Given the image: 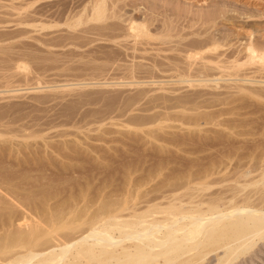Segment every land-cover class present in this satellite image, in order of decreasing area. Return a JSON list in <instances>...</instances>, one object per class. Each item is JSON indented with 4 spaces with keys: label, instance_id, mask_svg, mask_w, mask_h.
Returning a JSON list of instances; mask_svg holds the SVG:
<instances>
[{
    "label": "bare ground",
    "instance_id": "1",
    "mask_svg": "<svg viewBox=\"0 0 264 264\" xmlns=\"http://www.w3.org/2000/svg\"><path fill=\"white\" fill-rule=\"evenodd\" d=\"M5 1L8 2L9 4H6L5 5V4L2 3V2H5ZM41 1H43V0H0V27H2L1 25H7V24H13L14 25L13 27H19L18 30L16 28L13 31V33H11V34H13V36H10V37H15V38H16V36L18 38L19 37H25L26 38L28 33L29 34L30 33L31 34L34 33V34H37V35L38 34L39 35L41 34V36L43 37V36H47L49 33H54L57 30L59 31V30H61L60 28L64 27L65 31L64 30L63 31L66 32L67 35L64 36V34H63L62 35L63 38H61L62 36L59 38V40L57 39V37H56L55 40H53V38L52 39L51 38H48V39H45L44 42H42V43L45 44L44 46H46L47 44H49L50 46H53L54 44L58 43L59 45H62V47H63V45H66L65 47H67L68 46L67 45L68 43H71L72 45L74 43V45L76 44V46L78 45L79 47L85 45V47H86V45H87L86 43H88V45H89V42L90 43H92V42H91V39L90 40L87 39V41H86V38H89V36L85 37L84 35L85 34L86 35L87 34H90V36H91L95 31H97V33L95 32L94 34L100 35V37H97V39L104 40V38H105V41L106 42L108 40H109L108 42H111V40H113L114 44L116 45L114 39H117V35H119L118 36V38H119L122 35V33H123V31L121 30L122 28L119 29L120 27L118 26L117 23L115 24L114 22H111V21L109 22L108 20H110V19L113 20V18H115V15L114 14L117 13L115 11L116 10L119 11V9L122 10L123 7L125 5H127L126 2L128 0H126V1L125 0H78V1L76 0L75 2H71V0H70L69 3L66 2L67 5L65 6V8L63 6V9L60 10L59 12H57V11L51 12V13L49 12L47 15H45L46 12L41 11L42 9L41 10L40 9H38V10L36 9V8H40L39 6H37V5H36V7L34 6L35 3H38V2H41ZM48 1L51 2V3L53 1L54 4L56 2L54 0H48ZM158 1L164 2L163 4H160V3L158 4L157 3V5H154V7H153L154 10H157L156 13L158 15H160L162 18H164V20L162 21L163 22L162 23L163 24L162 25V28L163 29L160 30V31H162V35H165V36H163L162 40L165 37H169V36H172L173 37L174 35L175 36L176 35L177 36L179 35L178 37H180L183 28H182V26H179L178 25L179 24V20H182V19L184 20V18L187 17L186 15L188 13L185 14V15H183L184 13H182V15H181V13H177V14H174L173 13V14H171L172 13L171 12L170 13L171 15H169V8H166L165 7V6H168L166 4H168L169 1H168V3L166 1H164V0H158ZM246 1H249V0H246ZM204 2H205V0H204ZM212 5H213V3H212ZM214 5L211 6V3H210V5H207V8H210V7H212V8L206 9L207 10L205 12V13H207L206 15H203L202 11H200L202 13V16L203 17H201L199 15L200 12L199 13L197 12V13L193 14L194 12L192 11V14L193 15H196V16L191 15V12H189L190 13L189 15L192 16L191 20L192 19L193 20H192L191 23H190L191 20L189 21L187 27L188 28H191V29L192 28L195 29L193 31L191 30L192 32H191V34L190 33L189 34L190 35L195 34L196 36H200V37L202 36V37L199 38V39H192L188 43L186 42V44H184V45L182 44L183 45V49L182 48H179V49L176 48L177 51L181 49V52H183L182 54H184L183 55V58H182V60H184V62H183L184 63V68H182V70H181L182 73L187 74V75H191V76L198 77L197 80H195V79L194 80H192V79H189V80L188 79L187 80H180L182 82L187 83V87H200V88H202L203 86H205V87H208L209 86L213 90H215V89H221V87H220V85L218 83V81L221 78L220 77L219 78L218 77L217 78L212 77L213 75L209 74L212 70H220L221 72L223 71L222 73H227V76L231 75V76H234V78L236 77V75L238 76V74L236 72H239V73L241 72L242 73V71H236V70H240L241 67H242L241 70L242 69L245 70L246 68H244V66H246V67L247 66H250V68L248 67L249 69H246L247 71L253 70L251 68V66L254 68V70H255V68H257V71L259 69H261L260 71L262 72V68L264 70V47L261 46V45H259V43L257 44V43H254L253 41L251 42V40H250V42L247 40L248 41L247 43L246 42L245 43H241V44L239 43L241 45V48L240 49H236V47H234V50H232L231 49L232 47H231L230 49L232 51L231 52L229 51L230 53H227V49H229V48L226 49L225 47H223L225 44H223L221 46V43H223V41L220 40L221 41L220 42L216 38V36H214L215 34H213V33L215 32L216 26L218 25V23L219 22L221 23V21H224L222 19L224 17V14H223L224 12L222 10L219 11L222 6L219 7L218 4H217L218 6H215V7H217V10L219 12L216 10V8L213 9ZM251 5H253V4H251ZM208 6H210V7H208ZM33 7H35V10H32L31 11L30 9H34ZM76 8H79V9L76 10ZM223 8H224V6H223ZM225 8H224V10H225ZM228 9L231 10L232 8L231 9L228 8ZM228 9H226V11ZM137 10H138L137 7H135L134 8V11H137ZM154 10H152V11H154ZM185 10L187 11V9H185ZM185 10H183V11L185 12ZM236 11L238 12L239 10H236ZM125 12H127V11H125ZM137 12H140V10L137 11ZM154 12H153V14H154ZM228 13H230V12H228ZM117 14H116V16H119ZM141 14L143 15L145 13L142 12ZM251 14H253V13H251ZM145 15H144L143 19L145 18L144 20L147 21V23H144L145 21L143 23L141 21H137V20H140L141 19V16H139V15L138 16L136 14L130 15V16L128 15L129 17L127 18L128 24L126 23L127 24L126 31L123 29L124 32H125V34L123 33L124 34V37L125 36H128L127 38H130L131 37L132 39H134L133 41H135L136 39H139V41L140 40L142 41V39H146V38H148V40H150V38L152 36H154V35H152L150 37L151 34L150 33H149L150 35L148 34V27L150 25H152L153 22L156 21L155 20L156 16L154 18H152V17H149L150 15H148V14H147L148 16H145ZM247 15H249V14H246V16ZM262 16H264V15H262ZM38 17L39 18H41V17L42 18L49 17L51 20L49 22H47V23L46 22L43 23V20L39 19ZM257 18H258V15H257ZM115 19L118 20L119 18H115ZM188 19L189 18L187 17V21H188ZM226 21L227 20L225 19V23H226ZM138 22H141V23H138ZM228 22H227V24H228ZM195 26H197V27L195 28ZM27 28H29V29L31 28L32 30L31 29L30 30H26ZM120 30L122 31V32H120L121 34H119L117 32V31H120ZM252 30H254V28ZM252 30H250V31H252ZM258 30L260 31V29H258ZM103 32H105V33H103ZM254 32H255V30H254ZM79 33H81V35ZM172 33H174V34H172ZM6 34H8V33H6ZM29 34H28V36H29ZM94 34H93V36H95ZM3 35H5V34L3 33ZM183 36H184V34L182 35L181 41L182 40L184 41V39L186 40V37L184 38ZM42 37H41V39H42ZM101 37H103V39ZM124 37L122 35V37H120V38L121 39L122 38L124 39ZM29 38H34V37H30L29 36ZM38 38H40V37H38ZM6 39H7V37H6ZM11 39H13V38H11ZM19 39L21 41V38H19ZM34 39H36V38H34ZM41 39L38 42H40ZM125 39H126V37H125ZM166 39H168V38H166ZM221 39H224L225 42L228 40V38H227V40H225L226 39L225 37H223ZM17 41H19V40H17ZM53 41H55V42L53 43ZM63 41H64V44H61ZM66 41L68 42L67 44H65ZM116 41L118 42L119 39H117ZM139 41H135L134 43H136V42L138 43ZM141 41L139 43H141L142 45L143 44L146 45L149 42V41H147V43H145V42L143 43V41L142 42ZM166 42H168V41H166ZM228 42H230V41H227V43ZM118 44H121V43H118ZM179 44H181V43H179ZM140 45H138V46H140ZM145 45H143V47ZM123 46H121V47L123 48ZM130 46H132V45H130ZM181 46H178V47H181ZM227 46H228V44H227ZM53 47H55V46H53ZM68 47H70V46H68ZM72 47H74V46H72ZM137 47L136 48L134 47V49L133 50L131 49V51H134V53L135 52L137 53L139 51H143V52L147 51V48H145V49L143 48L142 49V48H137ZM221 47H223V48L226 49V53L227 54L224 53L225 52L224 50H223L224 52H221L220 53L219 49H221ZM81 48H84V47H81ZM124 49H126V48H124ZM159 49H161V48H159ZM154 51H156V48H155ZM161 51H163V50H161ZM218 51H219V53H218ZM125 52H127V51H125ZM142 53H140L141 56L139 55V57H142V55H145L146 54V53H144V54H142ZM100 54H102L101 51H100ZM128 57H129V53H128ZM253 65L254 66L256 65V66L254 67ZM133 66H135V65H133ZM153 66H155V64ZM258 66L261 67V68H258ZM155 67H153L154 68L153 70H156L157 69V67L156 68ZM16 68H17V70H19V69L21 70L22 68H24V66L22 64L20 65V64L17 63L16 64ZM135 68L137 69V67H134V68L132 67L131 69H135ZM128 70H129L128 72L132 73L129 68H128ZM151 70H152V67H151ZM220 71H218L217 73H219ZM212 72H214V71H212ZM244 73H246V72H243L242 74H244ZM262 73H264V72H262ZM262 73L261 74L260 73H258V74L256 73V74L257 75H259V74L260 75H263ZM240 74H239V78L241 76ZM250 74H251V71H250ZM254 74H255V72H254ZM245 75H243V76H245ZM247 75H249V73ZM251 76L252 75H250L249 77L252 80ZM260 77L262 78V76H260ZM236 78H238V77H236ZM239 78L234 80V79H232L230 77L229 80H231V81H241L242 80L243 82L250 81V79H247V78L246 79H243L245 77H243V78L241 77L242 79L241 78L239 79ZM262 79H263V81L262 80L261 81H262V83H264V78H262ZM227 80L228 79H226V81ZM210 83H212L211 84L212 86L210 85ZM249 83H251V81ZM230 86H228V87H230ZM239 86H241V85L239 84L238 85V88H234L235 85L233 87L232 86L231 87L234 88V89L239 90L243 85L241 87H239ZM248 86H250V85H248ZM248 86H246V88ZM230 88H228V89H230ZM232 88H231V90H233ZM228 89H227L226 92H228L229 94L232 95L233 93H230L228 91ZM254 89H251V90H253V91H257L258 90V89H255V90ZM195 92H197V91H195ZM224 92H222L221 94L222 95L225 94ZM244 92L243 93L240 92V93L241 94H245ZM201 93H200V95L197 93V95H199V96L196 95V97L199 98L198 100L201 99V96H202ZM246 93H248V92H246ZM205 94L206 93H204L202 97H204L206 95H210L211 97L209 96V98H206V99L204 98V101H203V98H202L203 103L206 104V105H208V104L211 105L212 104V107L213 108H214V105L215 104H218L216 106V108H217L222 103L224 105H230L231 102H233V101L236 102L235 100H239V99H235L234 100L233 97L232 98H229L228 97L229 99H231L230 100L231 102L229 101V103L227 104V101L229 99L227 100V96L222 97V95H221V97H220L219 92H218L219 95L217 93H216V95H212V94H206L205 95ZM227 94H225V95H227ZM235 94L238 95L237 93H235ZM252 94L257 95L258 93H256V94L255 93H252ZM249 95H250V92L248 93V96ZM163 98H160V99H163ZM194 98H192V95L191 96H188V95L184 96L183 95V96H178L177 98L175 97V98H172V99H170L169 97H167V98H165V99L162 100V101H164V104H167V106L166 105H163V107L165 108V111H166V109H169V110L174 109V110H179V113H182V112H185V111L187 112V110L189 112V110L191 109V107H188L187 106L188 103L190 102V104H192V105H193V103H195V104L197 103V101L196 102L193 101V100H195ZM234 98H236V97H234ZM138 99H141V98L139 97ZM261 99H263V97ZM241 102H243V101H241ZM200 103H202V102H200ZM255 103H258V102H255ZM162 104H163V102H162ZM232 104H231V109L229 108L231 110L230 113L229 112L228 113L227 112H224V111H227V108L230 107V106H226L225 107L226 109H224L222 112H224L225 114L226 113L227 114H231L232 112L235 113V111H237L238 109L239 110L242 109L241 107L243 105L241 107H239L240 104L238 103L239 106L236 104L237 107L233 108L235 105L233 104L234 105L233 106ZM192 105H190V106H192ZM194 105H193V109H191L193 111H194L195 107L198 106V105H196L194 107ZM201 105L203 106V104H201ZM210 105H209V107H210ZM248 105L247 106L244 105V106L248 107ZM199 106H200V104H199ZM244 106H243V108H244ZM256 106H257V104H256ZM203 107L206 110V107L205 106H203ZM203 107L200 106L199 108L201 109ZM209 107H207V108H209ZM220 107H221V105H220ZM164 108H162V109L164 110ZM236 108H237V110H235ZM250 108H252V107H250ZM197 109H198V107H197ZM200 109H198L196 111V113L192 111V113L190 112V114L189 113L188 114L189 115H192L193 113H195V114L198 115L199 112H203L204 113V111H202V109L201 110ZM152 110H153V107H152ZM174 110H172V111H174ZM214 110H215L214 112H217L216 109H214ZM221 110L222 109H220V111ZM177 112L176 111L173 112L174 115H177L175 118H174V115L172 116L170 114L172 116L171 117L169 114L167 115L165 112L163 113L164 115L161 114V113H159L162 116H160L159 114H157L158 112L157 113L155 112L156 114L155 115L153 114V117L155 116L153 119L152 118L149 119V117L146 115V116H144L145 118L147 117V119H145V120H144L143 117H142L143 119H141V117H140L139 118L140 119L139 121H137L138 119L137 120H134L133 119L134 121L133 120L131 121L130 118H129L130 120L128 119L127 121H128V123H129V121H131V123L133 125H135V127H136V125H138L137 127L140 128V129H141L142 126H145V128H146L147 127L146 125L150 124V122H152V121H154L152 123L153 125H155V122L158 121V123L156 122V124L158 126V130L159 131L160 130H163V128H165V130L167 128L172 129V130H173V128H174V130L177 128V130H178V127H179V130H182V131H184V129H186L185 130L186 132L185 131L184 132L187 133V134L182 133L180 135L181 132L180 133L178 132L179 133V136L178 135L175 136L177 134L176 132H175L176 133L175 135H174V133H171L170 132L171 134L174 135V137H172V135L170 134V136L172 138L170 137V139L167 140V142H168L167 144L170 147L174 146V148L176 149L175 150V152H176L177 149H180L182 147L185 149V147L183 145H184V141H186L187 137H189L191 135H194L195 134L194 132H196V134L198 136L197 131H199V133H200V131L202 129L198 128V130L196 131V129H197L196 127H195L196 129L193 128V127H190L191 129H193V130H191V131H193V134H192V133H190L189 126H192L194 121H195L194 124L200 122V120L202 119V117L205 119V116H206V115L203 116L204 114L202 115L201 113H199L200 115H198V116H199V118L200 117L201 118L198 119L199 121L197 120L198 122H196V119L194 120L192 118L193 116H190L191 119H193L192 121H190L189 120L190 117L187 118V116H183L184 115L183 113H182L183 115L181 114V115L178 116ZM219 112L217 114H219ZM251 112H253V111H251ZM255 112H257V111H255ZM211 113H213V111ZM234 113H232V114H234ZM185 114H187V113H185ZM207 114L210 115L208 112H207ZM213 114H211V115L213 116ZM239 114L241 115V112ZM239 114L237 115V113H236L235 115L239 116ZM156 115H159V116H156ZM221 115L219 114L218 118H217V116L214 115L213 116V119L215 118L216 120H218ZM212 116H210V117H212ZM252 116H255L254 113H253ZM150 117H152V115H150ZM206 117H209V116H206ZM226 117H222V118H224V119L227 120L228 119V116H226ZM222 118H221V121H222ZM247 118L248 117H246V119ZM204 119H202V120L204 121V123H206L205 125L212 124L213 126H215V124H216L215 127H217V129H218V125L217 124H219V123H215L213 121L214 122V124H213V122L211 121L212 118L211 119L208 118L210 120L207 121V122H205ZM208 119L206 118V120H208ZM224 119H223V122H222V124H224V127H222L221 125H219V126L222 129L225 128V127L226 128L227 127L230 128V126H232L233 123L230 121L231 122V124H230V122H227ZM248 120H249V118H248ZM165 121H166V123L174 122V126L173 125H170V124L169 125L168 124H165ZM203 121H201V122H203ZM221 121H217V122H221ZM239 121L240 120H238V122L236 121L237 122V125H239L241 123V122L239 123ZM241 121L242 122L243 121L245 122L246 120H241ZM176 122L178 124L177 127L175 126L176 125L175 124ZM208 122H212V123H209L208 124ZM224 122H227V124L224 123ZM204 123H202V124H204ZM228 123L230 124V126H229ZM246 123H244V124H246ZM249 123H248V125H249ZM257 123H258V121H257ZM161 124H163L164 126L163 125L161 126ZM198 124H196V125L199 126ZM126 125H128V124H126ZM243 125H242V127H243ZM250 125H253V124H250ZM148 126H150V125H148ZM183 126H185V128ZM193 126H195V125H193ZM201 126H199V127H201ZM209 126H211V125H209ZM213 126H211V127H213ZM247 126L244 125V127H246V128H247ZM130 127L132 128V126H130ZM202 127L204 128V125ZM211 127H210V129H211ZM232 127H234V129L232 128V130H235V128L237 126L235 127V125H234ZM240 127H241V125H240ZM138 128H136V129H138ZM151 128H153V127L150 126V129ZM194 129H195V131H194ZM204 129H207V128H204ZM12 130H10V131H8V130L6 131L5 130V132H7V135H9L8 133H10ZM146 130H147V128H146ZM152 130H149V128H148V130L145 131V134L147 136H150L148 138H152L153 141H156L157 143H159L158 145L157 144L156 145L158 147L160 146V151L157 152V150H159V149L156 148L157 149L156 150L157 153L155 152V155H154V153H149V152H148L149 154L148 153L147 154L143 153V155L142 154L140 155L143 158L145 157L144 159H147L148 157H149V159H147V160H144L143 159L142 160L141 158L139 159L137 157V158H135V160L136 159H139V160H142V161L136 160V163L134 161L132 163L129 160V162L133 164V167H130V165H129L130 163L126 162V164L128 163V165H129L127 167L125 165V161H123V162L121 161L119 164L118 163H115V164H118V166L117 165L115 166V164H111L113 161L116 160L115 158H117V157H121V159H122V157H124L126 159L128 156L130 157L132 153H134V154L136 153L134 151L133 152L130 151L132 153L130 155H128L129 154V151H128V154H126L127 152L126 153L125 152H122L119 156L117 155V157H115L116 155L114 156L112 154V158L115 157L114 158L115 160H113V161L111 160V158H110L111 155H110L108 157V160L110 158V160H111L110 161L111 162L110 164L111 165L110 164L107 165V163H105L106 165L102 164V167H100V164L101 163H99V165L97 164L94 167L93 166H89V168L90 169H93V170L99 169L97 171L99 172V174L101 173V175H102V173H104V174L107 173L111 168L114 170V171L113 170L112 171L115 172V169H118V171H120L119 169H121L124 166H126V167H124L125 170H123V173L125 172L126 175L124 174L125 176H122V179H121V180H123V179L125 180L128 177L127 174L130 176V173L131 172H133L134 174H137V175H140L138 173L141 172V171L142 172H144V171H148L149 172V170H144L143 171V170H141V168L139 169V167H142V169H144L143 167H146L145 164L146 165L148 164L147 167H149V166L151 167L153 165H154L153 167H155V165H156L157 166L156 168H152L151 167L152 169H151L150 172H152V173H150V172L148 173L147 172L149 174V176H148V174L146 172H144V173H146L145 175L148 176L147 179L149 181L152 178L150 176V174H154V173L159 172V169H161L160 170L161 172L166 169V170H168V172H171V174H173V175L175 174L176 177H177V175L179 174V172L183 168H187V169H183V170H189V171H191L190 170L191 169V165L190 164L194 165V163L196 162V160H194V157L195 156L197 157V155H196L197 153L194 156V154L193 155L191 154L192 151L189 152L190 153L189 156H192V157H190V159L193 158L192 160H189V161H192V162H193V160L195 161L193 163L192 162L190 163L188 161L189 156L186 157L187 154H189V153H186L185 154L186 156H183V154L185 152H188L189 150H186V151L183 150L184 151L183 152L182 149H180L179 151H180L181 154L178 153L179 155H177V152L178 151L176 153L174 152V154H173L172 152L174 150H172L170 152L169 149H168L169 147L166 148V146L164 145V141L166 140L165 137H163L164 139L161 137L164 141H162L161 138H160V141L161 142L158 141V138L157 137H160V135H158L157 133H155V131H154L155 129L153 131L158 136L154 135ZM255 130H257V129H255ZM15 131H14V133H15ZM19 131H21V130L19 129ZM29 131H30L29 132L30 134H28L26 136L29 139H32L34 137H39L41 135L40 133L38 134L35 131H33V132H31V130H29ZM142 131H144V130H142ZM142 131L140 130V132H142ZM219 131H222V130H219ZM188 132L190 133L189 136H188ZM206 132H207L206 130H205V132L203 131L202 132L203 135ZM210 132H212V131H210ZM216 132L214 131L213 134L216 133ZM241 132H242V130H241ZM16 133L18 134L17 131H16ZM142 133H144V132H142ZM161 133L162 132H160V134ZM224 133H227V130ZM232 133H234V132H232ZM20 134H21V132H20ZM217 134H215V136ZM220 134H222V137H221V135H218V137L216 136L217 139H215V140H218V141L223 140V132H221ZM236 134L238 135V133H235V135ZM0 135H2V134H0ZM24 135H26V134L24 133L23 134V137H25ZM185 135H187L186 139H184L185 138L184 137ZM205 135H207V134H205ZM228 135H231V133L228 134ZM228 135H227L228 140L224 137V141L226 142V144H227V141L229 142V139L231 137V136L229 137ZM239 135H241V134H239ZM147 136H146V138H147ZM209 136H211V133H209ZM209 136H207V138L205 139L206 142H207V139H208ZM232 137H233V140H237V139L234 138V136H232ZM156 138H157V140H156ZM166 138H168V137H166ZM189 138L192 141V137H189ZM195 138L197 139V137L194 136L193 137V141H196ZM201 138L204 139L205 136H203ZM213 138H215V137H213ZM213 138L212 139L210 138L212 140V144L215 143V145L217 147V144L218 143L216 144L217 141L216 142L213 141ZM218 138H220L221 140H219ZM133 139H134V137H133ZM0 140H2V139H0ZM200 140L201 139H197L198 143L199 142L202 143V141H204V140H202V141H200ZM233 140L232 141L230 140V141L233 143ZM241 140H243V139H241ZM252 140H251V142H252ZM8 141H9V139H8ZM127 141H129V140H127ZM191 141H189V142H191ZM162 142H163V146H161L162 145ZM210 142L211 141H209V143ZM225 142H224V144H225ZM231 142H230L229 145H232ZM262 142H264V141H262ZM262 142L261 143L259 142L260 143L259 144L260 146L258 145V143H256V145H258L259 147H264V143H263V146H261L262 145ZM18 143L20 144V142H18ZM148 143H151L152 144V141H150ZM192 143H188V144L190 145ZM255 143H253L252 145L256 146ZM11 144H13V143L11 142ZM24 144L26 145V143H24ZM165 144H166V142H165ZM186 144L187 143H185V145ZM204 144H206V143H204ZM204 144H203V146H204L203 148H202V146H199L198 145L200 148L198 146H196V148L193 147V149H190V150H193L194 151V148H195V150L197 148H199V150L200 149H204L205 146H207V145H204ZM224 144L222 143L223 146H224ZM48 145H46V146H48ZM195 145H196V143L194 142V146ZM227 145H226V147H229ZM42 146H44V145H42ZM232 146H234L233 149L236 151L237 150V148L235 147L236 146V143L233 144ZM239 146H240V144H239ZM242 146L239 148V150L241 148H245L244 147L245 144H242ZM1 147H3V146L1 145ZM213 147L214 146H212L210 144V147L209 148L207 147V148L208 149H212ZM97 148H99V147H97ZM220 148L222 149L221 145H220ZM247 148H248V150L250 149L246 145V148L245 149H247ZM256 148H257V146H256ZM10 149H11V146H10ZM55 149H57V148H55ZM92 149H93V147H92ZM149 149H150V147H149ZM186 149H189V147L186 148ZM214 149H217V148H214ZM221 149L219 150L220 152L218 151V149L217 150H213V151H214V153H215V151H217V153H220L221 154V152L223 153L225 151V150L224 151H221ZM245 149H243L241 151H244V152L245 151H248V150H245ZM251 149H252V147H251ZM251 149L249 150V152H251ZM260 149H262V148H260ZM33 150H35V149H33ZM62 150H64V149L62 148L61 151ZM227 150H229V152L226 151V153H229L228 154V156H229L231 154L230 153V151H231L230 150V147ZM239 150H237L236 153L237 152L239 153L240 152ZM255 150H252V153H254ZM14 151L16 152V150H14ZM52 151H54V150H52ZM58 151H59V149H58ZM80 151H81V149H80ZM94 151L95 150H93L92 152H94ZM97 151H96V153L99 154ZM208 151L210 152V150H208ZM213 151L210 152V153H212L210 155H213ZM261 151H263L262 153H264V150H261ZM194 152H197V151H194ZM201 152H205V150H203V151L201 150L200 153ZM206 152H207V150H206ZM209 152H207V154ZM47 153H49V152H47ZM52 153H54V155H55V152H52ZM105 153L108 156V154H107L108 152L105 151ZM238 153L236 154V157H237ZM252 153H248V154L249 155L250 154L252 155ZM31 154H33L35 156V153H31ZM38 154H39V152H38ZM65 154H67V153H65ZM78 154H79V152H78ZM87 154H88V152H87ZM89 154H91V152ZM243 154L240 156V158L242 156L246 155V154H244V155ZM6 155H8V154H6ZM95 155L96 154H94V156ZM135 155H134V157H135ZM158 155L160 157L159 160H158V158H156V157H158ZM201 155H202V157L205 156V155L203 156V153H201L200 155H198V157L201 156ZM215 155H217V154H215ZM231 155H232V158H231V156H229L230 158H227L226 157V162H227V159H228V162L227 163H231L232 162V161H229L230 159L233 160L234 162L236 161V157H235V155H234L233 152H232ZM233 155L235 157L234 158L235 160L233 159ZM255 155L253 154V156H255ZM68 156H69V158L72 159V156H70V153H69V155H67V157ZM90 156H92L91 158L93 160V155L91 154ZM96 156H99V155H96ZM96 156H95V158H96ZM103 156H104V154H103ZM136 156H138V154ZM207 156H209V155H207ZM217 156H219V155H217ZM223 156H224V154H223ZM257 156H259V155H257ZM1 157H2V155L0 156V159H1ZM26 157H28V156H26ZM26 157L20 159L18 157V155H17V157H15V159L12 160V163L9 161L12 165L11 164H10L11 166L8 165V166H10L8 168L7 167H4L2 163L0 164V264H201L203 262L204 258L207 256V254H209L211 252H215L217 250H221L222 251V256L217 259L216 264H231V263L233 264V262L240 255L246 254L247 251H249L255 245V243L257 241H259V240L261 241L264 238V208H262L261 206H260L261 209H260V207H257L258 206L257 204L259 203V201L257 202V200H260L261 199L259 196L262 197V200L264 198L263 197V193H264L263 191L264 190H261L260 189V188L263 189V187H264V168L262 166H259L261 164H259L258 162L261 159H259V160L258 159H255V161L258 160V162H257L259 164L258 167H260V168L262 167L263 168V169L261 168L262 170L260 171L259 175L256 176L258 178H255L254 176L257 175L258 173L255 174L254 172L258 169V167L255 165V161L253 159L254 158H257L256 156L253 159H252V156H250L251 158L249 156H248V158H246L247 156H245V158L242 157L243 160H242V158L241 159H238L239 160L238 162L240 163V160L241 161H244L245 160L244 162H242V163H245L250 158L249 159L250 162L249 161H247V162H249V164L250 163L252 164V162H251V159H252L253 160V165H255L257 167V168H255L253 166V168H252V169H255V171H253V173L255 175H251V176L248 177L251 182L253 181L252 183H249L248 182L251 185V186L248 185V187H250V188H252L253 186L254 187H260V188H257V189L255 188V190H257V191H255L256 192L255 195H258V193H260L261 191L263 192V193H260L261 195L258 196V199L256 197V200L255 201L257 202V204H256L257 206L256 205L255 206H252L253 205L252 203L255 202V201H253L254 194H252L253 195L252 196V200H251V202L253 201L251 203L252 205L250 203L249 204L251 206L246 205L247 202H250V201L247 200V199H249V197L247 198V196H249L251 194V192H250L249 195H246V198H247V199L245 198L247 200V202H245L246 204L243 203V202H242L243 205H241L242 203L240 205L238 204V201L237 200L240 199L241 196H240V198L238 196L237 197L238 199L236 198L237 199L236 200L237 201V204H236V202L233 203V201H232V203L230 202L233 199V197H234L233 195L234 194L237 195V194H240L241 193V190L244 191V189H245L244 187H246L245 185L248 184V183H246V184L243 183L244 187L242 185V188H244V189H242L240 187H239L240 188L239 189V188H235V186L234 187L232 186L233 187V189H231L232 191L234 189H236L238 192L240 190V192L237 193L236 190L234 191L235 193L230 191L229 193H232L233 194V195L232 194L229 195V197L232 195V197H230V199H231L230 201H229V199L227 200L225 196H221V197H224L223 198L224 201L226 199L228 205L230 203L231 205L232 204H235V206H233V205L231 206L230 205V207H227L228 205L227 206H224V204H223L224 202L223 201L222 202L220 201V203L223 204V205L221 204L222 205V208L219 205V202L217 201L219 199L222 200L220 198V195H222V194H220L219 196H218V194H216L217 197H219V198H216V196H215V192L216 191L214 192V194H212V196H210L211 194L209 195L207 193V189H208L207 187L208 186L211 187V185H210L211 183L210 182H207V181L210 179L211 176L209 175V177H208L209 179L207 178L208 179L207 180L206 179L207 176H206V174L204 175V173L205 172L206 173L209 172V173H207V175L208 174H211V167L208 166L210 164H204L203 165V163L202 164L200 163L202 167L203 166H206V165H207L206 167H210V169H209L210 171L208 170V168H206L208 171H204L203 172V169L201 171L200 164H198V167H199L200 170L197 169L198 172H197V170H194L195 172H197V174H192V171H191V174H192L193 177H196L194 175H197L198 176V173L201 171L203 173L202 176L203 175H204V177L206 176L205 178L203 177L205 179V181H206L205 183H209V185L207 184L208 186H204L203 185V187H206V189H204V188L203 189L206 190V192L205 191L204 192L206 194H208V196H210V199L211 200L208 198V200L206 201L203 198V200H205V201H203V200H201L202 199V196H201V194H202L201 191L202 190L200 191V193H198L199 194L198 196L199 197L201 196V198L196 199V195L194 196V194H193V193H195L194 191H197L196 190L197 188L192 183L193 181H191V179H193V178H191L190 181H189V177H192V176H189L188 175L189 171H187L188 172L187 174H186V172L183 171L186 175H188L186 177L188 180L185 179L187 181L184 180L185 174L182 172L183 177L182 178L180 177V182H178L179 180H177V179H179V177L176 179L175 176H174V179H176V181H171L170 180L171 177H169L168 180H170L171 182L170 181L167 182V183L165 182V184L163 183L164 185L162 184V187H159V188L157 187V189L155 188V190H153V191H149L148 189H147L148 191H146V189H145V191L142 190L143 192H141L140 189L144 185L141 184L139 181H136L139 178L137 175L134 176L132 174L133 178L134 177L136 178V180L133 179V180H135L134 182H133V180L131 182L132 176H131V179H130V177L127 179L126 183L123 180L126 185L125 184H122V181H120L121 184H122V186L123 185L124 186H127V187H124L123 186V188H122V191L123 192H120L118 190L116 191L115 188H117L116 186H119L118 184L120 183L117 180L119 183L117 185L115 184V188H114V185L112 186V185L109 184L114 189L111 188L109 191L107 190L108 191L107 193H104V191H105L104 188L105 187H100V188L97 187L98 189L96 190V192L93 195H91V193L89 192V189H90L89 184H90V181L92 180V178H91L90 181L86 182L85 184H80L79 183L80 184L79 185V188L76 187L78 189L77 191H74L73 190L74 186H76L77 184L74 185L73 187H70L69 185L67 187L65 185H63L62 188L59 187L60 182L62 180H64V179L67 180L68 179V178H64V176L58 180V182L56 183L57 185L55 184L56 186L53 185L54 182L52 184H50L53 181V178H54V177L53 178L51 177L52 175L50 176L51 177V182L48 183L49 179H47L48 180L47 182L44 180V179H46L45 177H48L47 175H49L51 173V172L49 174H46L45 173L46 170H48V169H49V171H51V169H52V173L51 174H53V175L56 174V176H58L57 173L58 174L59 173L66 174V176H67L68 173H70V174L71 173H73V174H77V173L79 174L80 173V174L83 175L85 173V171L87 170L86 169V167H87L86 164H88L90 162V159L91 158L89 159L87 157L89 159L88 160L89 162H88V161H86V159H84L82 157L84 159V161H86V162L82 163L78 159L77 161L78 162L79 161L81 162V163H79L80 165H78V164L76 165V163H73V165L72 164H67V165L64 166V163H63V166L62 167L60 166V168H59V165H56L53 160H52L53 162L50 161L48 164H45V163L43 164L41 162V160H43V158H42L43 156L41 157L42 159H40L38 161L36 160V158H33V157L32 158L30 157L29 160H27L28 158H26ZM44 157H46V156H44ZM55 157L53 156V159H55ZM61 157H60V159H62ZM78 157H79V155H78ZM105 157L106 156H104V158ZM134 157L132 156V159ZM209 157H206V159H208ZM216 157H213V158H216ZM224 157H222V158H224ZM259 157H261V155ZM262 157H264V155H262ZM65 158L66 157L64 156V159ZM73 158H75L74 160H76V157H73ZM95 158H94L93 161H95ZM220 158H221V156H220ZM237 158H239V156ZM3 159L4 158L2 157L1 160L3 161ZM58 159H59V157H58ZM125 159H122V160H125ZM169 159H173V161L172 160L170 161ZM174 159H176V161H174ZM199 159H200V157H199ZM262 159H264V158H262ZM1 160H0V162H1ZM155 160H156L157 163L155 162ZM204 160H203L204 163L205 162H207V163H210L211 162V166H213L215 164H217V166H219V164L221 163L222 165L220 166L221 167L220 169L223 172L225 170V173L231 170L230 168H229V170H226V168H228V167H225V165L227 163L226 162H223L222 160H219L220 163L215 162L216 161L215 159H212L214 161H211L210 160V162H208V160L207 161L206 160L204 161ZM224 160H225V158H224ZM6 161H8V160L6 159ZM198 161H202V159H200ZM262 161H264V160H261L260 163ZM212 162H215V163H212ZM134 163L136 165H134ZM188 163L190 165L189 166L190 169H188ZM263 163H262V165H263ZM94 164H96V161H95ZM169 164L170 165L172 164V165L169 166ZM231 164H228V165L230 166ZM233 164H235L234 166H236V163H233ZM249 164L247 163L248 169L250 170L251 168H249V166L252 167V165H249ZM223 165H224V168L225 169L222 170ZM5 166H6V164H5ZM240 166H241V168H240ZM243 166H244V164H243ZM243 166L239 164V168L241 170L244 169ZM44 167H46L45 168L46 170H44ZM136 167H138V169H136ZM195 167H197L196 166V163H195ZM231 167L233 168V165ZM236 167H235V169L233 168L234 170L232 169L231 173H229V172L228 173L229 174H232L233 171L235 172L236 171ZM157 168H159V169H157ZM162 168H163V170H162ZM218 168H216L215 170L212 169V173L214 174V178H215V176H217L218 173L220 174V172H221V171L219 172L217 170ZM239 168H237L238 171L240 170ZM156 169H157V172H154L153 173V170H156ZM206 169H204V170H206ZM248 169L246 168V170L248 171V173L249 172L252 173V171H249ZM136 170H140V171L139 172L137 171V173H136L135 172ZM213 170L214 171L217 170L218 171V172L216 171L217 174H215L216 172L214 173ZM32 171H35V172L32 173ZM90 171H88V172L86 171V172L91 174L92 171L91 172ZM175 171H178V174L177 175H176V173H173ZM82 172H84V173H82ZM201 172H200V174H201ZM241 172L243 173V171H240V173ZM93 173H94V171L92 172V174ZM111 173H109L108 175H111ZM235 173H237V172H235ZM240 173H239V175H240ZM242 173H241L242 177H243V175L244 176L246 175V174H244V173L242 174ZM251 173H249V174H251ZM43 174H46V176H43ZM142 174L143 173H141L140 177L143 176ZM182 174H181V176H182ZM221 174H220L221 177L219 175L217 177L218 178L220 177L222 180L228 177L227 174H226L227 177H226V175L223 174L224 175L223 176ZM249 174H247V175H249ZM160 175H162V174H160ZM164 175H166V173ZM233 175L234 174H232L231 176L233 177ZM70 176H73V175L71 174ZM103 176H105V175H103ZM152 176H154V175H152ZM169 176H171V175H169ZM178 176H180V174ZM231 176L229 177L230 179L232 178ZM252 176L254 177L253 180L250 179ZM50 177H48V178H50ZM93 177L96 178L95 174H94ZM97 177H99V175ZM123 177H125V178H123ZM149 177H151V178L149 179ZM158 177H159V174H158ZM166 177H167V175L165 176V179L164 180L165 181H168V180H166ZM217 177H216V180H217ZM236 177H234L235 180H236ZM36 178L39 179L38 180V183H37L39 185L36 184V186L39 187V188H37V190H36V188H35L36 186H33L35 189H33L32 187L30 188L33 191H29L30 189L29 190H26V188H29V187H26L25 188V185H27V183L30 182V181L32 182V180L34 182H36L37 181ZM78 178H79V176H78ZM94 178H93V181L95 180ZM119 178H117V179H119ZM142 178H140V179H142ZM197 178L198 177H196V179ZM201 178L198 179V180H202ZM248 178L245 179V180H248ZM69 179H71V178H69ZM81 179H83V182H84V178H81ZM99 179H97V180L99 181ZM143 179H142V181H143ZM182 179H183V181H181ZM204 179L202 180L203 182H204ZM254 179H255V181H254ZM42 180H44L45 183ZM54 180H56V178H54ZM74 180H75V177H74ZM78 180H80V179H78ZM172 180H173V177H172ZM41 181L43 182L42 185H40V183H39ZM93 181H91V183ZM188 181H189V187H190V189L188 187V183H187ZM194 181H196L197 184L199 183V181L197 182V180H194ZM220 181L221 180L218 179V181H217L218 184H219ZM63 182H65V181H62L61 182V185H62ZM70 182H73V181H70ZM162 182H164V181H162ZM217 182L216 183L214 182V183L217 184ZM240 182H239V184H240ZM243 182H246V181H243ZM58 183H59V185H58ZM98 183L100 184V182H98ZM145 183H146V181H145ZM201 183L202 182H200L199 184H201ZM68 184H70V183H68ZM190 184H192L194 186H190ZM197 184H196V186H197ZM30 185H31V183H30ZM66 185H67V183H66ZM102 185H103V183H102ZM213 186H215V185H213ZM239 186H241V185H239ZM51 187L52 188L53 187H55V188L56 187H59V188H56V189L57 190L58 189L60 190V188H61L62 190H60L58 192V191H55V189H52V192H51V191H49V190H51ZM120 187L121 186H119L118 188H120ZM191 187L192 188L194 187L195 190L194 189L191 190ZM248 187H247V190H245L247 192H249L248 191ZM94 188H96V187H94ZM107 188H108V186H106V189ZM199 189H201L200 186L198 187V190ZM53 190L55 192H53ZM119 190H121V188ZM181 190H182V192H181ZM183 190H185V191H183ZM251 190L253 192L254 188L251 189ZM258 190H261V191L258 192ZM155 193H157L158 195L155 194ZM244 193H246V192H244ZM244 193H242L240 195H243ZM204 194H203V197L206 198L207 196H204ZM5 196H6V198H5ZM7 196L9 197V199H7L8 198ZM213 196H215V198H212ZM244 197L245 196H243V198ZM10 198H11V200H10ZM213 199H215V200H213ZM245 199H241L239 201H242V200L243 201H246ZM250 199H251V195H250ZM233 200H235V198ZM262 200H261V203H262ZM139 205H141V206H139ZM15 207H18V208H15ZM263 207H264V205H263ZM19 208H24V209H20V212H17V209L19 210ZM21 210H22V212H21ZM23 210H25V211H23ZM251 250H253V249H251Z\"/></svg>",
    "mask_w": 264,
    "mask_h": 264
},
{
    "label": "rangeland",
    "instance_id": "2",
    "mask_svg": "<svg viewBox=\"0 0 264 264\" xmlns=\"http://www.w3.org/2000/svg\"><path fill=\"white\" fill-rule=\"evenodd\" d=\"M54 1H56L55 2V4H54V2L52 1V3L51 2H49L48 0H43V1H41V2H38V3H35V7H36V5L37 6H39L40 8H36L37 10L38 9H42L41 11H43V12H46V14L45 15H47L49 12L51 13V12H55V11H57V12H59L60 10H62L63 9V6H64V8H65V6L67 5V3H69V1L70 0H54ZM76 0H71V2H75ZM78 1V0H77ZM126 1V0H125ZM129 1V0H128ZM126 2L127 3V5H125L124 7H123V9L122 10H120L119 9V11H115V12H117V13H115L114 15H115V18H119L118 20L117 19H115V18H113V20L112 19H110V20H108L109 22L111 21V22H114L115 24L117 23L118 24V26L120 27L119 29H121L122 31H123V33L125 34V32H124V30L126 31V27H127V24H128V22H127V18L130 16V15H134V14H136L137 16L139 15V16H141V19L140 20H137V21H141L142 23L145 21L144 19H143V17H144V15L145 16H148V15H150L149 17H152V18H154L155 16H156V18H155V22H153V24L152 25H150L149 27H148V34L150 35V37L152 36V35H154V36H152L151 38H150V40H148V38H146V39H142V41H143V43L145 42V43H147V41H149L146 45L145 44H143V45H145L144 47H143V45L141 44V43H139L140 41H139V39H136L135 41H139L137 44L136 43H134L135 41H133L134 39H132L131 37L130 38H127L128 36H125L126 37V39H125V37H124V34L122 33V35H123V37H124V39L122 38H120V37H122V35L118 38V36L119 35H117V39H119V41L117 42L116 40L117 39H114V41H115V43H116V45L114 44V42H113V40H111V42H106L105 41V38H104V40H99V39H97V37H100V35H97V34H94L95 32L97 33V31H95L93 34L96 36H93V34L90 36V34H85L84 36L85 37H87V36H89V38H86V41H87V39L88 40H90L91 39V42L92 43H90L89 42V45H88V43H86L87 45H86V47H85V45H83V46H81V47H84V48H81V47H79L78 45L76 46V44L74 45V43H73V45L71 44V43H68L67 41L65 42V44H67L68 46H70V47H65L66 45H63V47H62V45H59L58 43H56V44H54L53 46H55V47H53V46H50L49 44H47L46 46H44L45 44L44 43H42V42H44V40L45 39H48V38H53V40H55L56 39V37H57V39L59 40V38L64 34V36L65 35H67V33L66 32H64L65 31V29H64V27H62V28H60L61 30H57L56 32H54V33H49L47 36H41V34L39 35H37V34H29V36L30 37H34V38H36V39H34V38H29V36H28V34H27V37L25 38V37H19V38H21V41H20V39L16 36V38L15 37H10V36H13V34H11V33H13V31L17 28V30L19 29V27H13L14 25L13 24H7V25H1L2 27H0V35L2 36L3 35V33L5 34V35H3L2 37L0 36V134H2V135H0V139H2V140H0V156L2 155V157L4 158L3 159V161L1 160L2 159V157H1V162H0V164L2 163L3 164V166L4 167H10L12 164V160L13 159H15V157H17V155H18V157L21 159V158H24V157H26V156H28V157H26V158H28L27 160H29V158L31 157H33V158H36V160L38 161V160H40V159H42L43 158V160H41V162L44 164H48L50 161L51 162H53L54 161V163L56 164V165H59V168H60V166L62 167L63 166V163H64V166L65 165H67V164H72L73 165V163H76V165L78 164V165H80L79 163H84V162H86V161H88L92 156H90L91 154L93 155V160H94V158H95V156L96 155H99V156H96V158H95V161H96V164H94L95 163V161H93L92 160V158L90 159V162L88 163V164H86L87 165V167H86V171L88 172V171H94V173L92 174V172H91V174L90 173H87L86 171H85V173L84 172H82V173H84L83 175L82 174H73V173H71L73 176H70L71 174L70 173H68L67 174V176H66V174H61V173H57V175L58 176H56V174H51L52 173V169H51V171H49V169L48 170H46L45 168L46 167H44V170H46V174H49L50 172V174L49 175H47L48 177H50L51 175V177L53 178H56V180H54V178H53V181L51 182V177L50 178H48V177H45L46 179H44L46 182L48 181L47 179H49V181H48V183L49 182H51L50 184H52L53 182V185H55L57 182H58V180L60 179V178H62L63 176H64V178H71V179H64V180H62V181H65V182H63L62 183V185H61V182H60V185H59V183H58V185H59V187H63V185H65L66 187L69 185L70 187H73L74 185H76V186H74V188H73V190L74 191H77L78 189L77 188H79V185L80 184H85L86 182H88V181H90L91 180V178H92V180L91 181H93V176H94V174H95V176H96V178L97 179H99V181L96 179V178H94L95 180L91 183V181H90V184H89V187H90V189H89V192L91 193V195H93L95 192H96V190L98 189V188H100V187H105L104 188V193H107L111 188L112 189H114L115 188V184L117 185L120 181H122V184H125L126 183V181H127V179L130 177V179H131V176H132V174L135 176V175H137V174H134L133 172H131L130 173V176L127 174V178L124 180L125 181V183H124V181L123 180H121L122 179V176H125L126 174H125V172L123 173V170H125L124 169V167H128L129 165H130V167H133V161L136 163V160H139L140 158L143 160L144 158L143 157H141L140 155L142 154L143 155V153H145V154H147L148 152L149 153H154V155H155V152H156V148H158L159 150H157V152L158 151H160V146L158 147L157 145L159 144V143H157L156 141H153L152 140V138H148V137H150V136H147L146 134H145V131H147L148 130V128H149V130H154L155 131V133H157L158 135H160V137H157L158 138V141H160V138L162 137H165V141L161 138V140L162 141H164V145L166 146V148H168L169 149V151L171 152L172 150H174L172 153L174 154V152H175V148H174V146H172V147H170L167 143V140H169L170 139V134L171 133H174V135L175 136H179V133H180V135L182 134V133H185L186 131V129H184V131H182V130H179V127H178V130H177V122L175 123L176 125V129L174 130V128H173V130L172 129H169V128H167L166 130H165V128H163V130L165 131H163V130H158V126H157V124H156V122L158 123V121H156L155 122V125H153L152 123L154 122V121H152V122H150V124H148V125H150V126H152L153 128H151L150 129V126H148V125H146L147 127V130H146V128H145V126H142L141 127V129L140 128H138L137 126L138 125H136V127H135V125H133L132 123H131V121L134 119V120H137V121H139L140 119V117H141V119H143L144 118V120L145 119H147V117L145 118L144 116H148L149 117V119L150 118H154L153 117V114L155 115L157 112V114H159V113H161V114H163L164 112L168 115H174V113L173 112H177V114H178V116L179 115H181L182 113L184 114H182L183 116H187V118L188 117H190V116H193L192 118L195 120L196 119V122H198L199 120L198 119H200L199 118V116L198 115H200L199 113H201L203 116H209V117H206L205 116V119L202 117V119H204L205 120V122H207V121H209L211 118V121L213 122H215V123H219V124H217L218 125V129L219 130H222V131H219L218 129H217V127H215L216 126V124H215V126H213L212 124H209V123H212V122H208V124L209 125H211V126H213V127H211V126H209V125H205L206 123H204V121L201 119L200 120V122H198V123H196V124H198L199 126H203L204 125V128H207V129H204L202 126L201 127H199V126H197L196 124H194V122H193V125H195V126H189V130H190V133H192L193 134V131H191V130H193V129H191L190 127H193V128H195L196 129V131L198 130V128H200V129H204L203 131L205 132V130L207 131L205 134H207V135H203V131L201 132L200 131V133H199V131H197V133H198V136H197V134H196V132H194L195 134L194 135H191V136H189V132H188V136L189 137H192V141L190 140V138L189 137H187V135H185L184 137V139H186V137H187V139H186V141H184V147H185V149L182 147V148H180V149H182V151L184 150V151H186V150H189L188 152H185L184 154H183V156H186L185 154L186 153H189V152H191V154L193 155L194 154V156H195V154L197 155V157L195 156L194 157V160H196V162L193 160V162H195L196 163V166L197 167H195V163H194V165H192V164H190L191 165V169H190V165H189V163H188V169H190L191 171H192V174H197V172H198V170H200L199 169V167H198V164H202L203 163V165L204 164H210V165H208V166H210L211 167V174H208L207 175V173H209V172H205L204 173V175L206 174V179L209 177V175L211 176L210 177V179L207 181V182H210L211 184V187L210 186H208L209 185V183H205L206 181H205V177H204V175L202 176V169H203V172L204 171H208L209 169H210V167H206V166H201V164H200V166H201V174H200V172L198 173V176L197 175H194V176H196V177H198L197 179H196V177H193L192 176V174H191V171H189V170H183V169H187V168H183L180 172H179V174H180V176H178L179 174H178V171H175V172H173V173H176V175H177V177L175 176V174L173 175V174H171V172H168V170H163V168H162V172L160 171L161 169H159V168H157V169H159V172H157V169L156 170H153V173L154 172H157L158 174H159V177H158V174L157 173H154V174H150V176L153 178H151V177H149V179H150V181L147 179L148 178V176H149V172L151 171V169L152 168H156L157 166L155 165V167H153V166H149V167H147L148 166V164L146 165L145 164V166L148 168H146V167H143L144 169H142V167H139V169L141 168V170H149V172L148 171H144V172H148L147 174H148V176L147 175H145L146 173H144V172H139L140 170H136L135 172L137 173V171L139 172L138 174H140L141 175V173H143L142 175V177L144 178H142V177H140V175H137L139 178L136 180V178L134 177L133 178V176H132V179H131V182H132V180L133 179H135L136 181H139L141 184H143L144 186L143 187H141V192H143V191H145V189H146V191H153V190H155V188L157 189V187L159 188V187H162V184L164 183L165 184V182L167 183V182H169L170 180L171 181H176V179L179 177V179H177V180H179L178 182H180V177L182 178L183 177V174H182V172L184 171V172H186V174L188 173L187 171H189V173H188V175L189 176H192V177H189V181H190V179L191 178H193V179H191V181H193L192 183L195 185V187L197 188L196 190L198 191H194L195 193H193L194 194V196L196 195V199H198V198H201V196H202V199L201 200H203V198L207 201L208 200V198L210 199V196H212V194H214V192H215V196H216V198H219V197H217V195L216 194H218V196L220 195V194H222V195H220V198L222 199V200H217L218 202H219V205L221 206V208H222V205L224 204V206H227L228 205V203H227V201H226V199L228 200L229 199V201L231 200L230 199V197H232V193H229L230 191L231 192H234L236 189H234L233 191L231 190V189H233V187L235 186V188H242V185H243V183L244 184H246V183H252L250 180H249V176H251V175H255L256 173H258L257 175H255L254 177L255 178H258V177H256V176H258L259 175V173H260V171L264 168V161H262L261 163H260V161L261 160H264V159H262V158H264V157H262V155H264V153H262L263 151H261V150H264L263 148L264 147H259L260 145V143L262 142V141H264V83H262V81H263V79L262 78H264V73H262V72H264V70H263V68H262V72L260 71L261 69H259L258 71H257V68H255V70H254V68L251 66V68L253 69V70H250L251 71V74H250V71H247L246 69H249L250 68V66H244V68H246L245 70L244 69H242L241 70V68H240V70H236V71H242V73L243 72H246L247 74L249 73V75H247L246 73H244V74H242L241 72V74L239 73V72H236L237 74H238V76L236 75V77H238L239 78V74L241 75L240 76V78L242 77H245V78H243V79H250V75H252L251 76V78H252V80L250 79V81H251V83H249L250 81H247V82H243L242 80V82L241 81H231V80H229V78L231 77L232 79H238V78H234V76H231V75H229V76H227V73H222L220 70H212V71H214V72H210L209 74H211V75H213L212 77H214V78H221L219 81H218V83H219V85H220V87H221V89H215V90H213L211 87H205V86H203L202 88H200V87H187V83H185V82H182V81H180V80H189V79H192V80H197L198 79V77H196V76H191V75H187V74H184V73H182V68H184V60H182V58H183V55L184 54H182L183 52H181V49L180 50H176V48L177 49H179V48H182L183 49V45L184 44H186V42L188 43L190 40H192V39H199V38H201L200 36H196L195 34H193V35H190L191 34V32L193 31V30H195V29H191V28H188L187 26H188V23H189V21L191 20V18H192V16L191 15H193V14H195V13H199L200 11H202V13H203V15H206L207 13H205L207 10L206 9H210V8H212V7H210V6H208V7H210V8H207V5H210V3H211V6H213L214 4V7H213V9L214 8H216V10H217V7H215V6H218L219 5V7H221V9L219 10V11H223L222 13L224 14V17L222 18L224 21H221V23L219 24L218 23V25L216 26V30H215V32L213 33V34H215L214 36H216V38L220 41V40H222L223 41V43H221V46L223 45V44H225L223 47H225L226 49L227 48H229V49H227V53H230L232 50H234V47H236V49H240L241 48V43H247L248 41L250 42V40H251V42L253 41L254 43H259V45H261V46H263L264 47V16H262V15H264V0H249V1H246V0H205V2H204V0H164V1H166L167 3H168V1H169V3L168 4H166V5H168V6H165L166 8H169V15H171V14H177V13H181V15H182V13H184L183 15H185V14H187L186 16L189 18L188 19V21H187V17L186 18H184V20L182 21V20H179V26H182V33H181V35H180V37H178L177 35L175 36H169V37H165L163 40H162V38H163V36H165V35H162V31H160V30H162L163 28H162V21L164 20V18H162L160 15H158L157 13H156V11L157 10H154L153 9V7H154V5H157V3L159 4H163L164 2H162V1H158V0H130L129 2ZM134 1V2H133ZM157 1V2H156ZM6 2V1H5ZM2 2L3 4H9L8 2ZM67 2V3H66ZM49 3V4H48ZM209 3V4H208ZM212 3H213V5H212ZM249 3V4H248ZM40 4V5H39ZM218 4V5H217ZM251 4H253V5H251ZM150 5V6H149ZM128 6V7H127ZM223 6H224V8H225V10H224V8H223ZM35 7H33L34 9H30L31 11L32 10H35ZM135 7H137V11H139L140 10V12H137V11H134V8ZM145 9H144V8ZM218 7V8H219ZM187 9V11L185 10V9ZM228 8H232L231 10H229ZM77 9H79V8H76V10ZM125 9V10H124ZM133 9V10H132ZM154 10V11H152V10ZM180 9V10H179ZM185 10V12L183 11V10ZM190 9V10H189ZM226 9H228L227 11H226ZM29 10V11H30ZM39 10V11H40ZM164 10V9H163ZM236 10H239L238 12L236 11ZM122 11V12H121ZM125 11H127V12H125ZM131 11V12H130ZM145 11V12H144ZM152 13H151V12ZM192 11L194 12L193 14H192ZM218 11V10H217ZM218 11V12H219ZM233 11V12H232ZM236 13H235V12ZM145 13V14H141V13ZM153 12H154V14H153ZM172 12V13H171ZM189 12H191V15H189L190 13ZM228 12H230V13H228ZM124 13V14H123ZM131 13V14H130ZM140 13V14H139ZM171 13V14H170ZM202 13L200 12V16L201 17H203L202 16ZM205 13V14H204ZM227 13V14H226ZM233 13V14H232ZM242 15H241V14ZM249 14V15H247L246 16V14ZM251 13H253V14H251ZM116 14L117 15H119V16H116ZM129 16H128V15ZM148 14V15H147ZM127 17H126V16ZM190 17H189V16ZM198 15V14H197ZM239 15V16H238ZM257 15H258V18H257ZM260 15V16H259ZM193 16H196V15H193ZM126 17V18H125ZM36 18V17H35ZM39 18V17H38ZM48 18V19H47ZM39 19H41V20H43V23L44 22H49L51 19L49 18V17H45V18H39ZM46 19V20H45ZM126 19V20H125ZM225 19L227 20L226 21V23H225ZM193 20V19H192ZM192 20L190 21V23L192 22ZM219 20V19H218ZM229 21V22H228ZM141 22H138V23H141ZM227 22H228V24H227ZM127 23V24H126ZM144 23H147V21H145ZM260 23V24H259ZM181 24V25H180ZM231 24V25H230ZM9 25V26H8ZM11 25V26H10ZM229 25V26H228ZM259 26V27H258ZM197 26H195V28H196ZM21 28V27H20ZM157 28V29H156ZM254 28V30H255V32H254V30H252ZM25 29V28H24ZM31 29V28H30ZM29 28H27L26 30H30ZM124 29V30H123ZM257 29V30H256ZM258 29H260V31L258 30ZM32 30V29H31ZM64 30V31H63ZM117 31L119 34H121L120 32H122V31ZM192 30V31H191ZM250 30H252V31H250ZM236 31V32H235ZM10 32V33H9ZM106 32V31H105ZM105 32H103V33H105ZM211 32V31H210ZM6 33H8V34H6ZM66 33V34H65ZM190 33V34H189ZM10 34V35H9ZM80 35H81V33H79ZM172 34H174V33H172ZM184 34V38L186 37V40L184 39V41L182 42L181 41V39H182V35ZM236 34V35H235ZM60 35V36H59ZM83 36V37H84ZM228 36V37H227ZM235 36V37H234ZM251 36V37H250ZM6 37H7V39H6ZM10 37V38H9ZM38 37H40V38H38ZM41 37H42V39H41ZM84 37V38H85ZM171 37V38H170ZM223 37H225L226 39L225 40H227V38H228V40L227 41H230V42H228L227 43V41L225 42L224 41V39H221V38H223ZM3 38V39H2ZM5 38V39H4ZM11 38H13V39H11ZM23 38V39H22ZM29 38V39H28ZM61 38H63V36L61 37ZM102 39H103V37H101ZM166 38H168V39H166ZM179 38V39H178ZM248 38V39H247ZM11 39V40H10ZM38 39V40H37ZM41 39V43L40 42H38L39 40ZM93 39V40H92ZM95 39V40H94ZM4 40V41H3ZM7 40V41H6ZM17 40H19V41H17ZM61 40V39H60ZM99 40V41H98ZM107 40V39H106ZM124 42H123V41ZM248 40V41H247ZM23 41V42H22ZM105 41V42H104ZM121 41V42H120ZM141 41V42H142ZM163 41V42H162ZM166 41H168V42H166ZM180 41V42H179ZM20 42V43H19ZM55 41H53V43H54ZM70 42V41H69ZM104 42V43H103ZM133 42V43H132ZM178 42V43H177ZM221 42V41H220ZM23 43V44H22ZM118 43H121V44H118ZM128 43V44H127ZM179 43H181V44H179ZM236 43V44H235ZM240 43V44H239ZM61 44H64V41L61 43ZM72 46H74V47H72ZM127 44V45H126ZM135 44V45H134ZM142 46H141V45ZM183 44V45H182ZM227 44H228V46H227ZM232 44V45H231ZM235 44V45H234ZM57 45V46H56ZM59 45V46H58ZM124 45V46H123ZM130 45H132V46H130ZM134 45V46H133ZM138 45H140V46H138ZM182 45V46H181ZM231 45V46H230ZM234 45V46H233ZM240 45V46H239ZM243 45V44H242ZM121 46H123V48L121 47ZM126 46V47H125ZM130 46V47H129ZM138 46V47H137ZM178 46H181V47H178ZM230 46V47H229ZM62 47V48H61ZM133 47V48H132ZM134 47L136 48H147V51H145V52H143V51H139L140 53H142V54H144V53H146L145 55H142V57H139V55L141 56V54L139 53V52H135L134 53V51H131V49L133 50L134 49ZM223 47H221V49H219V51H220V53L221 52H224L225 54H227L226 53V49L225 48H223ZM232 47V48H231ZM238 47V48H237ZM124 48H126V49H124ZM130 48V49H129ZM155 48H156V51H154L155 50ZM158 48V49H157ZM159 48H161V49H159ZM232 50H231V49ZM124 50V51H123ZM152 50V51H151ZM160 50V51H159ZM161 50H163V51H161ZM222 50V51H221ZM224 50V51H223ZM73 51V52H72ZM96 51V52H95ZM100 51L102 52V54H100ZM112 51V52H111ZM118 51V52H117ZM125 51H127L128 53H129V57H128V53L127 52H125ZM159 51V52H158ZM180 51V52H179ZM219 51H218V53H219ZM230 51V52H229ZM117 52V53H116ZM148 52V53H147ZM179 52V53H178ZM77 53V54H76ZM114 53V54H113ZM217 53V52H216ZM118 54V55H117ZM182 54V55H181ZM109 55V56H108ZM126 55V56H125ZM133 55V56H132ZM135 55V56H134ZM138 55V56H137ZM107 56V57H106ZM114 56V57H113ZM118 56V57H117ZM113 57V58H112ZM117 59H116V58ZM125 57V58H124ZM144 58V59H143ZM20 61V62H19ZM22 64L23 66H24V68H22L21 70L19 69V70H17V68H16V64ZM155 64V66L157 67V69L156 70H153L154 68L153 67H155V66H153ZM14 65V66H13ZM133 65H135V66H133ZM254 66V65H253ZM256 66V65H255ZM254 66V67H255ZM134 68V67H137V69L135 68V69H131V68ZM151 67H152V70H151ZM155 67V68H156ZM249 67V68H248ZM124 68V69H123ZM128 68L131 70V72L132 73H130V72H128L129 70H128ZM258 68H261V67H259L258 66ZM135 71V72H134ZM216 71V72H215ZM218 71H220L219 73H217ZM234 72V71H233ZM254 72H255V74L257 73H262L263 75H255L254 74ZM217 73V74H216ZM216 74V75H215ZM246 74V75H245ZM218 75V76H217ZM226 75V76H225ZM243 75H245V76H243ZM260 76H262V78L260 77ZM239 78V79H240ZM241 78V79H242ZM254 78V79H253ZM261 78V79H260ZM223 79V80H222ZM226 79H228L227 81H226ZM258 79V80H257ZM262 80V81H261ZM140 83V84H139ZM221 83V84H220ZM233 83V84H232ZM253 83V84H252ZM257 85H256V84ZM212 83H210V85H211ZM224 84V85H223ZM237 84V85H236ZM243 85L242 87L241 86H239V87H241L239 90H237V89H234V88H238V85ZM107 85V86H106ZM140 85V86H139ZM233 87L234 85H235V87L234 88H232L231 86ZM248 85H250V86H248ZM253 85V86H252ZM262 85V86H261ZM212 86V85H211ZM226 86V87H225ZM228 86H230L233 90H231V88L230 87H228ZM237 86V87H236ZM246 86H248L247 88H246ZM252 86V87H251ZM228 88H230V89H228ZM243 88V89H242ZM258 89L257 91H253V90H251V89ZM261 88V89H260ZM212 89V90H211ZM227 89H228V91L230 92V93H233L232 95L231 94H229L228 92H226L227 91ZM242 89V90H241ZM250 89V90H249ZM254 89V90H255ZM219 90V91H218ZM225 92H224V91ZM231 90V91H230ZM237 90V91H236ZM241 90V91H240ZM245 92H244V91ZM248 90V91H247ZM261 90V91H260ZM14 91V92H13ZM195 91H197V92H195ZM202 92V93H201ZM212 92V93H211ZM218 92H219V94H220V97H221V93L222 92H224L225 94H227V95H225V94H223L222 95V97H225V96H227V100L229 99V98H232L233 97V99L235 100V99H239V100H235L236 102H231L230 100L231 99H229L228 101H227V104L229 103V101L231 102L230 103V105H224L223 103V105L222 104H220L221 105V107H220V105L216 108V106L218 105V104H213L214 105V108L212 107V104L210 105V104H208V105H206V104H204L203 103V101H204V98L206 99V98H209V96L210 95H206V94H212V95H216V93L218 94ZM240 92H244L245 94H241ZM246 92H250V95L248 96V93H246ZM197 93L200 95V93L202 94V96H203V94L204 93H206L205 95L206 96H204V97H202L201 96V99L200 100H198L199 98H197L196 97V95H197ZM235 93H237L238 95H236ZM252 93H258L257 95H254V94H252ZM218 94V95H219ZM240 94V95H239ZM252 94V95H251ZM138 95V96H137ZM142 95V96H141ZM186 96V95H188V96H191L192 95V98H194L195 100H193L194 102H196L197 101V103L195 104V103H193V105H194V107L196 106V105H198L197 107H198V109H200L199 107L201 106V107H203V106H205L206 107V110H205V108L203 107V108H201L202 109V111H204V113L203 112H199L198 113V115L197 114H195L196 113V111L198 110L197 109V107H195V109H194V111L193 110H191V109H193V105L192 104H190V102L188 103V107H191V109L189 110V112H188V110H187V112L185 111V112H182V113H179V110H174V109H171V110H169V109H166V111H165V108L163 107V105H166L167 106V104H164V101H162L163 99H165V98H167V97H169L170 99H172V98H177L178 96ZM199 95H197V96H199ZM244 96V97H243ZM257 96V97H256ZM141 98V99H138V98ZM164 97V98H163ZM211 97V96H210ZM229 97V98H228ZM234 97H236V98H234ZM238 97V98H237ZM263 97V99H261ZM158 98V99H157ZM160 98H163V99H160ZM197 98V99H196ZM202 98H203V101H202ZM242 100H241V99ZM247 98V99H246ZM253 98V99H252ZM257 98V99H256ZM249 99V100H248ZM255 99V100H254ZM156 100V101H155ZM243 101V102H241V101ZM262 100V101H261ZM133 101V102H132ZM163 102V104H162V102ZM202 102V103H200V102ZM226 101V100H225ZM255 102H258V103H255ZM235 105H233V104ZM238 103L240 104V106L238 105ZM242 103V104H241ZM244 103V104H243ZM247 103V104H246ZM252 105H251V104ZM159 104V105H158ZM199 104H200V106H199ZM201 104H203V106L201 105ZM231 104L234 106L233 108H235V107H237V105L239 106V107H241L242 105L244 106V105H248V107H246V106H244V108H243V106L241 107L242 109H238L237 110V108L235 109V110H237V111H235V113L234 112H232V113H234V114H227L228 112L230 113L231 112ZM237 104V105H236ZM256 104H257V106H256ZM158 105V106H157ZM190 105H192V106H190ZM209 105H210V107H209ZM169 106V105H168ZM224 106V107H223ZM226 106H230V107H228L227 108V111H224V112H227L226 114L224 113V112H222L224 109H226L225 107ZM256 106V107H255ZM152 107H153V110H152ZM207 107H209V108H207ZM250 107H252V108H250ZM162 108H164V110L162 109ZM230 108V109H229ZM255 108V109H254ZM263 108V109H262ZM146 109V110H145ZM200 109V110H201ZM204 109V110H203ZM212 109V110H211ZM214 109H216V111L217 112H214L215 110ZM218 109V110H217ZM220 109H222L221 111H220ZM250 109V110H249ZM252 109V110H251ZM172 110H174V111H172ZM199 110V111H200ZM211 110V111H210ZM259 110V111H258ZM262 110V111H261ZM192 111L193 112H195V113H193L192 115H189L190 114V112L192 113ZM213 111V113H211ZM220 111V112H219ZM251 111H253V112H251ZM255 111H257V112H255ZM156 112V113H155ZM206 112V113H205ZM207 112L210 114V115H208L207 114ZM219 112V114L221 115L222 113L224 114H222L221 116H220V118L218 119V120H216L215 118L213 119V116L215 115V116H217V118H218V116H219V114H217ZM241 112V115L239 114ZM261 112V113H260ZM173 113V114H172ZM185 113H189L188 115L187 114H185ZM216 113V114H215ZM237 113V115L239 114V116H237V115H235ZM253 113H254V115L255 116H252L253 115ZM165 114V115H166ZM176 114V113H175ZM211 114H213V116L211 115ZM245 114V115H244ZM150 115H152V117H150ZM160 115V114H159ZM159 115H156V116H159ZM164 115V114H163ZM170 115V116H171ZM201 115V116H202ZM228 116V119L226 120V119H224V118H222V117H226V116ZM230 115V116H229ZM235 115V116H234ZM249 115V116H248ZM138 116V117H137ZM160 116H162V115H160ZM171 116V117H172ZM177 115H174V118L176 117ZM197 116V117H196ZM210 116H212V117H210ZM261 116V117H260ZM143 117V118H142ZM181 117V116H180ZM246 117H248L249 118V120H248V118L246 119ZM254 117V118H253ZM256 117V118H255ZM131 119V121H129V123H128V119ZM186 118V117H185ZM206 118L208 119V118H210V119H208V120H206ZM221 118H222V121H221ZM227 118V117H226ZM252 118V119H251ZM263 118V119H262ZM129 119V120H130ZM193 119H191V117L189 118V120L190 121H192ZM223 119L225 120V121H227V122H232L233 124H232V126H234L235 125V127L237 128H235V130H232V128L234 129V127H232V126H230V124H231V122H230V124H229V126H230V128L229 127H225V128H221L219 125H221L222 127H224V124H222V122H223ZM254 119V120H253ZM133 120V121H134ZM198 120V121H197ZM235 120V121H234ZM238 120H240L239 121V125H237V122H238ZM241 120H246L245 122L243 121H241ZM252 120V121H251ZM125 121V122H124ZM201 121H203V122H201ZM217 121H221V122H217ZM234 121V122H233ZM237 121V122H236ZM250 123H249V122ZM257 121H258V123H257ZM125 124H124V123ZM169 122V121H168ZM214 122H213V124H214ZM227 122H224V123H226L227 124ZM247 122V123H246ZM172 123V124H171ZM202 123H204V124H202ZM236 123V124H235ZM244 123H246V124H244ZM248 123H249V125H248ZM11 124V125H10ZM126 124H128V125H126ZM130 124V125H129ZM152 124V125H151ZM164 124V123H163ZM163 124H161V126L163 125ZM165 124H170V125H173L174 126V122H169V123H166V121H165ZM201 124V125H200ZM245 126H247V128L246 127H244V125ZM250 124H253V125H250ZM255 124V125H254ZM240 125H241V127H240ZM242 125H243V127H242ZM126 126V127H125ZM129 126V127H128ZM130 126H132V128L130 127ZM134 126V127H133ZM164 126V125H163ZM206 126V127H205ZM239 126V127H238ZM259 126V127H258ZM2 127V128H1ZM10 129H9V128ZM20 127V128H19ZM157 127V128H156ZM184 128H185V126H183ZM210 127H211V129H210ZM252 127V128H251ZM254 127V128H253ZM8 128V129H7ZM23 128V129H22ZM136 128H138V129H136ZM143 128V129H142ZM145 128V129H144ZM187 128V127H186ZM221 128V129H220ZM229 128V129H228ZM13 129V130H12ZM19 129L21 130V131H19ZM127 129V130H126ZM195 129H194V131H195ZM199 129V130H200ZM210 129V130H209ZM217 129V130H216ZM246 129V130H245ZM250 129V130H249ZM255 129H257V130H255ZM5 130L7 131H10V130H12L10 133L12 134H10V133H8L9 135H7V132H5ZM18 132V134L16 133V131ZM29 130H31V132H33V131H35V132H37L38 134L40 133L41 135L39 136V137H34V138H32V139H29V138H27L26 136L28 135V134H30L29 132ZM38 130V131H37ZM130 130V131H129ZM140 130L142 131V130H144V131H142V132H144V133H142V132H140ZM152 130V131H153ZM157 130V131H156ZM216 132V133H214L213 134V132L214 131ZM227 130V133H224L225 131ZM232 130V131H231ZM241 130H242V132H241ZM260 130V131H259ZM14 131H15V133H14ZM154 131H153V134L154 135H156V136H158L157 134H155L154 133ZM209 131V132H208ZM210 131H212V132H210ZM229 131V132H228ZM20 132H21V134H20ZM23 132V133H22ZM160 132H162L161 134H160ZM171 132V133H170ZM176 132V133H175ZM179 132V133H178ZM221 132H223V140H221L220 138L222 137V134H220ZM232 132H234V133H232ZM26 134V135H24L25 137H23V134ZM128 133V134H127ZM131 133V134H130ZM202 133V134H201ZM209 133H211V136H209ZM218 133V134H217ZM231 133V135H228V134H230ZM235 133H238V135L236 134L235 135ZM16 136H15V135ZM147 136V138H146V136ZM185 134H187V133H185ZM215 134H217L216 136L218 137V135H221V137L220 138H218L219 140H221V141H218V140H215V139H217V137L215 136ZM233 134V135H232ZM239 134H241V135H239ZM244 134V135H243ZM246 134V135H245ZM255 134V135H254ZM11 135V136H10ZM21 135V136H20ZM172 135V137H174V135L173 134H171ZM213 135V136H212ZM227 135L230 137V139H229V142L227 141L228 140V138H227ZM254 135V136H253ZM194 136H196L197 137V139H201L200 141H202V140H204L205 141V139L207 138V136H209L208 137V139H207V142L205 141H202V143L201 142H199L198 143V141H197V139H196V141H193V137ZM203 136H205V138L203 139V138H201V137H203ZM232 136H234V138L235 139H237V140H233V137ZM236 136V137H235ZM242 136V137H241ZM253 136V137H252ZM13 137V138H12ZM42 137V138H41ZM130 137V138H129ZM133 137H134V139H133ZM145 137V138H144ZM166 137H168V138H166ZM171 137V138H172ZM200 137V138H199ZM213 137H215V138H213ZM224 137L227 139H225L226 141H227V144H226V142L224 141ZM251 137V138H250ZM256 137V138H255ZM6 138V139H5ZM18 138V139H17ZM44 138V139H43ZM82 138V139H81ZM157 138H156V140H157ZM189 138V139H188ZM213 138V141H217L216 142V144H217V147H216V145H215V143H213L212 144V140L211 139ZM8 139H9V141H8ZM149 139V140H148ZM194 139V140H195ZM241 139H243V140H241ZM248 141H247V140ZM253 139V140H252ZM261 139V140H260ZM4 140V141H3ZM12 140V141H11ZM26 140V141H25ZM124 140V141H123ZM127 140H129V141H127ZM155 140V139H154ZM233 140V143L231 142V141ZM251 140H252V142H251ZM7 141V142H6ZM13 143V144H11V142ZM22 141V142H21ZM47 141V142H46ZM121 141V142H120ZM147 141V142H146ZM150 141H152V144L154 145H152L151 143H148V142H150ZM188 141V142H187ZM189 141H191V142H189ZM209 141H211L210 143H209ZM225 142V144H224V142ZM235 141V142H234ZM240 144V146H239V144L237 143V142ZM242 141V142H241ZM247 141V142H246ZM258 143V145H256V143ZM18 142H20V144L17 143ZM26 143V145L24 144V143ZM33 142V143H32ZM36 142V143H35ZM78 142V143H77ZM81 142V143H80ZM156 142V143H155ZM161 142V141H160ZM165 142H166V144H165ZM193 142V143H192ZM194 142L196 143V145L194 146ZM206 143V144H204V143ZM221 142V143H220ZM230 142L232 143V145L233 144H235L236 143V148H237V150H239V148L242 146V144H245V148H246V145H247V147H249L250 149H251V147H252V149H251V152H249V150H248V148L247 149H245V148H241L239 151V153H238V155H237V157L239 156V158H237L236 157V151L233 149V147L234 146H232V145H229L230 144ZM250 142V143H249ZM260 142V143H259ZM62 143V144H61ZM185 143H187L186 145H185ZM188 143H192V144H188ZM201 143V144H200ZM208 143V144H207ZM222 143L224 144V146L222 145ZM247 143V144H246ZM253 143H255V145L257 146V148H256V146H254V145H252ZM263 143L264 142H262V145L261 146H263ZM15 144V145H14ZM37 144V145H36ZM49 144V145H48ZM51 144V145H50ZM157 144V145H156ZM200 144V145H199ZM203 144L204 145H207V146H205V148L204 149H200L199 150V146H202V148L204 147L203 146ZM210 144L212 145V146H214L212 149H208L209 147H210ZM221 145V147H222V149L220 148V145ZM249 144V145H248ZM1 145L3 146V147H1ZM39 145V146H38ZM42 145H44V146H42ZM46 145H48V146H46ZM57 145V146H56ZM63 145V146H62ZM122 145V146H121ZM152 145V146H151ZM161 145V144H160ZM168 145V146H167ZM189 145V146H188ZM193 145V146H192ZM199 145V146H198ZM219 145V146H218ZM226 145L227 146H229L230 147V150L234 153V155H235V157H236V161L234 162L233 160H229V161H232L231 163H227L228 162V159H227V162H226V157L227 158H230L229 156H231V158H232V152L230 151V155L228 156V154L229 153H226V151L227 152H229V150H227V149H229V147H226ZM252 145V146H251ZM10 146H11V149H10ZM42 146V147H41ZM52 146V147H51ZM56 146V147H55ZM71 146V147H70ZM101 146V147H100ZM157 146V147H156ZM161 146H163V142H162V145ZM164 146V147H165ZM196 146H198L199 148H197L196 150H195V148H196ZM239 146V147H238ZM9 147V148H8ZM19 147V148H18ZM22 147V148H21ZM27 147V148H26ZM54 147V148H53ZM92 147H93V149H92ZM97 147H99V148H97ZM149 147H150V149H149ZM189 147V149H186V148H188ZM193 147H195L194 148V151H197V152H194L193 150H190V149H193ZM208 147V148H207ZM243 147V146H242ZM259 147V148H258ZM17 148V149H16ZM30 148V149H29ZM42 148V149H41ZM51 148V149H50ZM55 148H57V149H55ZM63 148L64 150H62L61 151V149ZM74 148V149H73ZM89 148V149H88ZM97 148V149H96ZM102 148V149H101ZM123 148V149H122ZM128 148V149H127ZM214 148H217L218 149V151L221 149V151H224L223 153L221 152V154L220 153H217V151H215V153H214V151L213 150H217V149H214ZM226 148V149H225ZM235 148V149H236ZM256 150H255V149ZM260 148H262V149H260ZM33 149H35V150H33ZM58 149H59V151H58ZM80 149H81V151H80ZM84 149V150H83ZM106 149V150H105ZM144 151H142V150ZM155 149V150H154ZM180 149H177V155H179L178 153H180ZM243 149H245V150H248V151H241V150H243ZM260 149V150H259ZM14 150H16V152L14 151ZM48 150V151H47ZM52 150H54V151H52ZM76 150V151H75ZM91 150V151H90ZM93 150H95L94 152H92ZM98 150V151H97ZM136 150V151H135ZM154 150V151H153ZM167 150V149H166ZM203 151V150H205V152H201V153H203V156L204 157H202V155L201 156H199L200 157V159H202V161H198V160H200L199 159V157H198V155H200L201 153H200V151ZM206 150H207V152H209L208 150H210V152H212L213 151V155H210V154H212V153H208L207 154V152H206ZM252 150H255V152L254 153H252ZM259 150V151H258ZM14 151V152H13ZM19 151V152H18ZM30 153H29V152ZM36 151V152H35ZM39 152V154H38V152ZM65 151V152H64ZM75 151V152H74ZM91 152V154H89L90 152ZM96 151L99 153V154H97L96 153ZM103 151V152H102ZM105 151L106 152H108L107 154H108V156L106 155V153H105ZM121 151V152H120ZM128 151H129V154H128ZM130 151H134V152H136L135 154L137 155L138 154V156H136L134 153H132V152H130ZM153 151V152H152ZM183 151V152H184ZM22 152V153H21ZM47 152H49V153H47ZM52 152H55V155H54V153H52ZM62 152V153H61ZM78 152H79V154H78ZM87 152H88V154H87ZM120 152V153H119ZM122 152H127L126 154H128V155H130L131 153V156L128 158H124V157H122V159H125V160H122L121 159V157H117V155L119 156ZM142 152V153H141ZM156 152V153H157ZM175 152V153H176ZM182 152V153H183ZM200 154H199V153ZM220 152V151H219ZM244 154H246V155H244ZM29 153V154H28ZM31 153H35V156L33 155V154H31ZM65 153H67V154H65ZM69 153H70V156H72V159L71 158H69V156L67 157V155H69ZM111 153V154H110ZM148 153V154H149ZM205 153V154H204ZM236 153V154H235ZM248 153H252V155L250 154H248ZM259 153V154H258ZM6 154H8V155H6ZM50 154V155H49ZM62 154V155H61ZM94 154H96L95 156H94ZM101 154V155H100ZM103 154H104V156H106L105 158H104V156H103ZM112 154L115 156V157H117V158H112ZM135 155V157H134V155ZM181 154V153H180ZM215 154H217V155H219V156H217V155H215ZM223 154H224V156H223ZM226 154V155H225ZM244 155V156H242L243 158H245V156H247L246 158H248V156L250 157V156H252V159L256 156L257 158H254L253 160L255 161V159H261L259 162H258V160L257 161H255V165L258 167V165L259 164H261V165H259V166H262L261 168L260 167H258V169L255 171V169H252L253 168V166L255 167V168H257L255 165H253V160L251 159V162H252V164L250 163L249 164V159L251 158H249L247 161H249V162H245V163H242V162H244V161H241L240 160V163L238 162L239 160L238 159H241L240 158V156L241 155ZM248 154V155H247ZM253 154L255 155V156H253ZM49 155V156H48ZM76 155V156H75ZM78 155H79V157H78ZM83 155V156H82ZM111 155V156H110ZM190 155V153L189 154H187V156L186 157H188ZM207 155H209V156H207ZM234 155H233V159L235 158L234 157ZM257 155H261V157H259V156H257ZM23 156V157H22ZM43 156V157H42ZM44 156H46V157H44ZM51 156V157H50ZM53 156L55 157V159H53ZM62 156V157H61ZM64 156L66 157L65 159H64ZM81 156V157H80ZM110 156V158H111V160L113 161V160H115V161H113L112 163L110 162L111 160H110V158H109V160H108V157ZM132 156L134 157L133 159H132ZM217 156V157H216ZM220 156H221V158H220ZM40 157V158H39ZM42 157V158H41ZM49 157V158H48ZM58 157H59V159H58ZM60 157L62 158V159H60ZM73 157H76V160H74L75 158H73ZM86 159V161H84V159ZM89 159H88V158ZM98 157V158H97ZM100 157V158H99ZM139 158V159H136L135 160V158ZM165 157V156H164ZM185 157V158H186ZM190 157H192V156H189V159H188V161L189 160H192V159H190ZM202 157V158H201ZM206 157H209L208 159H206ZM212 157V158H211ZM213 157H216V158H213ZM222 157H224L225 158V160H224V158H222ZM81 158V159H80ZM120 158V159H119ZM131 158V159H130ZM156 158H158V160H159V155H158V157H156ZM197 158V159H196ZM220 158V159H219ZM243 158H242V160H243ZM6 159L8 160V161H6ZM46 159V160H45ZM70 159V160H69ZM80 160L79 162L77 161V160ZM104 159V160H103ZM119 159V160H118ZM147 159H149V157L147 158ZM147 159H144V160H147ZM208 160V162H210V160L211 161H214V160H212V159H215L216 161L215 162H217V163H220L219 162V160H222L223 162H226L227 164L225 165V167H228V168H226V170H229V168L231 169L230 171H228L229 173H231V171H232V169L234 168L235 169V167H236V171L235 172H237V173H235L234 171H233V173L232 174H234L233 175V177L231 176L232 174H229L228 172H226L225 173V170H224V172L223 171H221V163L219 164V166H217V164H215V165H213V166H211V162L210 163H207V162H203V160ZM45 160V161H44ZM49 160V161H48ZM53 160V161H52ZM69 160V161H68ZM92 160V161H91ZM108 160V161H107ZM129 160L132 162V163H130L129 162ZM142 160H139V161H142ZM170 161L172 160L173 161V159H169ZM187 160V159H186ZM204 160V161H205ZM235 160V159H234ZM11 163H10V162ZM60 161V162H59ZM72 161V162H71ZM100 161V162H99ZM123 162V161H125V165L126 166H124L123 168H121V169H119L120 171H118V169H115V172H113L114 170L111 168L108 172L109 173H111V175H108L109 173L107 172V173H102V175H101V173L99 174V172L97 171V170H99V169H96V170H93V169H90L89 168V166H96L97 164L99 165V163H101L100 164V167H102V164H104V165H106L105 163H107V165L108 164H115V163H120V162ZM153 161V160H152ZM174 161H176V159H174ZM221 161V162H222ZM47 162V163H46ZM58 162V163H57ZM71 162V163H70ZM126 162H128V163H130L129 165H128V163L126 164ZM155 162H156V160H155ZM178 162V161H177ZM190 163L192 162V161H189ZM192 162V163H193ZM199 162V163H198ZM215 162H212V163H215ZM259 164H258V163ZM60 163V164H59ZM66 163V164H65ZM134 163V165H136ZM157 163V162H156ZM172 163V162H171ZM233 163H236V166H234L235 164H233ZM240 165H242L243 166V164H244V166H243V168L245 169H243V170H241L240 168H241V166H240V168H239V164ZM247 163L249 164V165H252V167H250L249 166V168H251L250 170L248 169V165H247ZM262 163H263V165H262ZM5 164H6V166H5ZM11 164V165H10ZM110 164V165H111ZM118 164H115V166L117 165L118 166ZM155 164V163H154ZM173 164V163H172ZM171 164V165H172ZM228 164H231L230 166L228 165ZM238 164V165H237ZM8 165H10V166H8ZM170 164H169V166H171ZM233 165V168L231 167ZM114 166V165H113ZM217 166V167H216ZM121 167V166H120ZM205 167V168H204ZM213 167V168H212ZM218 168L217 170L220 172V174L221 175H228V177H227V175H226V177L227 178H225V179H221L220 177V174L218 173L217 174V172L216 171H214L216 168ZM52 168V167H51ZM115 168V167H114ZM206 168H208V170L206 169ZM237 168H239L240 170L238 171V169ZM246 168L249 170V171H252V173L251 172H249V173H251V174H249L248 173V171L246 170ZM136 169H138V167H136ZM198 169V170H197ZM204 169H206V170H204ZM212 169H214L213 170V172L215 173V174H217V176L219 175L220 177L218 178L217 176H215V178H214V174L212 173ZM223 169H225L224 168V165H223V167H222V170ZM233 169V170H234ZM260 169V170H259ZM113 170V171H112ZM117 170V171H116ZM194 170H197V172H195ZM97 171V172H96ZM111 171V172H110ZM166 171V172H165ZM210 171V170H209ZM240 171H243V173L244 174H249V175H243V177H242V175H241V173H240ZM245 171V172H244ZM253 171H255L254 173H253ZM35 171H32V173H34ZM161 172V173H160ZM183 172V173H184ZM194 172V173H193ZM247 172V173H246ZM76 173V172H75ZM150 173H152V172H150ZM166 173V175H167V177H166V180H168L169 179V177H171L170 178V180H168V181H165L164 179H165V176L166 175H164V174ZM170 173V174H169ZM239 173H240V175H239ZM242 173V174H243ZM46 174H43V176H46ZM86 174V175H85ZM90 174V175H89ZM97 174V175H96ZM125 174V175H124ZM156 174V175H155ZM160 174H162V175H160ZM171 175V176H169V175ZM181 174H182V176H181ZM185 174V173H184ZM185 174V178H184V180L185 179H187L186 177L188 176V175H186ZM191 174V175H190ZM200 174V175H199ZM34 175V174H33ZM62 175V176H61ZM75 175V176H74ZM99 175V177H97ZM103 175H105V176H103ZM145 175V176H144ZM152 175H154V176H152ZM173 175V176H172ZM223 175V176H224ZM232 177L231 179L229 178L230 176ZM238 175V176H237ZM78 176H79V178H78ZM83 176V177H82ZM102 176V177H101ZM147 176V177H146ZM156 176V177H155ZM174 176H175V178L176 179H174ZM202 178H201V177ZM237 176V177H236ZM59 177V178H58ZM74 177H75V180H74ZM104 177V178H103ZM120 177V178H119ZM172 177H173V180H172ZM204 177V178H203ZM213 177V178H212ZM216 177H217V180H216ZM234 177H236V180H235V178ZM253 176L250 178L251 180H253V178H254ZM39 178V177H38ZM38 178H36L37 179V181L36 182H34L33 180H32V182L30 181V182H28L27 183V185H25V188L26 187H29V188H26V190H29L31 187L33 188V189H35L36 188V190H37V188H39V187H37L36 186V184L38 183ZM58 178V179H57ZM80 179V180H78V179ZM81 178H84V182H83V179H81ZM90 178V179H89ZM117 178H119V179H117ZM123 178H125V177H123ZM140 178H142L143 179V181H142V179H140ZM195 178V179H194ZM204 179V182L202 181V180H198V179ZM223 178V177H222ZM234 178V179H233ZM248 178V180H245V179H247ZM106 179V180H105ZM140 179V180H139ZM212 179V180H211ZM218 179L219 180H221L220 182H219V184H218ZM228 179V180H227ZM230 179V180H229ZM44 180H42L44 183H45V181ZM77 180V181H76ZM87 180V181H86ZM97 180V181H96ZM115 180V181H114ZM119 182H118V181ZM135 180H133V182L135 181ZM148 180V181H147ZM188 180V179H187ZM187 180H185V181H187ZM194 180H197V182L199 181V183L200 182H202L201 184H197L196 183V181H194ZM212 182H211V181ZM215 180V181H214ZM236 182H235V181ZM241 182H240V181ZM39 182L40 183V185H42L43 184V182ZM56 181V182H55ZM69 181V182H68ZM70 181H73V182H70ZM117 181V182H116ZM145 181H146V183H145ZM160 181V182H159ZM162 181H164V182H162ZM170 181V182H171ZM181 181H183V179L181 180ZM184 181V182H185ZM189 181L187 182L188 183V187H189ZM216 183L217 182V184H215L214 182ZM234 181V182H233ZM243 181H246V182H243ZM254 181H255V179H254ZM97 182V183H96ZM98 182H100V184L98 183ZM144 182V183H143ZM148 182V183H147ZM224 182V183H223ZM238 182V183H237ZM239 182H240V184H239ZM30 183H31V185H30ZM34 183V184H33ZM66 183H67V185H66ZM68 183H70V184H68ZM72 183V184H71ZM80 183V184H79ZM102 183H103V185H102ZM112 183V184H111ZM128 183V182H127ZM191 183V182H190ZM197 184V186L199 187H201V189H199L198 190V187L196 186V184ZM214 183V184H213ZM246 184L245 186L246 187H244V185H243V187L245 188H242V189H244V191H242L241 190V193L240 194H242V193H244V192H246V193H244L243 195H240V194H234L233 196V199L235 198V200H231L230 202L232 203V201H233V203H235L236 202V204H237V201H238V204L240 205L242 202L243 203H245V202H247V200L248 201H250V202H247V204L246 205H249V206H251L252 204V206H255L256 204H257V202L259 201V203L256 205L257 207H262V208H264L263 207V201H264V198H263V200H262V197L261 196H259V195H261L260 193H263L261 190H264V187H263V189L262 188H260V187H254L253 185V187L252 188H250V187H248V185L249 186H251L250 184ZM114 185V188L112 187V186H110V185ZM122 184H121V182L118 184L119 186H121L120 188H121V190H119L120 188H118L119 186H116L117 188H115L116 189V191L118 190V191H120V192H123L122 191V188H123V186H122ZM163 184V185H164ZM208 184V185H207ZM224 184V185H223ZM30 185V186H29ZM37 185H39V184H37ZM57 185V184H56ZM55 185V186H56ZM96 185V186H95ZM105 185V186H104ZM126 185V184H125ZM160 185V186H159ZM194 185H192V184H190V186H194ZM203 185L204 186H208L207 188V193L210 195V196H208V194H206L205 192H206V190H204V189H206V187H203ZM213 185H215V186H213ZM230 185V186H229ZM237 185V186H236ZM239 185H241V186H239ZM33 186H36L35 188L33 187ZM106 186H108V188L106 189ZM226 186V187H225ZM233 186V187H232ZM59 187H56V188H59ZM77 187V188H76ZM94 187H96V188H94ZM98 187V188H97ZM124 187H127V186H124ZM221 187V188H220ZM247 187H248V191L249 192H247V191H245V190H247ZM55 187H51V190H49V191H51L52 192V189H55V191H60V190H62L61 188H60V190L58 189H56ZM154 188V189H153ZM204 188V189H203ZM239 188V189H240ZM254 188V190H253V192H252V190L251 189H253ZM255 188L257 189V188H260L261 190H258V192H260V193H258V195H255L256 194V192L255 191H257V190H255ZM50 189V188H49ZM64 189V188H63ZM93 189V190H92ZM148 189V190H147ZM152 189V190H151ZM189 189H190V187H189ZM192 189H194L195 190V188L193 187H191V190ZM229 189V190H228ZM238 189V190H239ZM250 189V190H249ZM108 190V191H107ZM143 190V191H142ZM202 190V191H201ZM219 190V191H218ZM226 190V191H225ZM29 191H33V190H29ZM48 191V190H47ZM48 191V192H49ZM54 190H53V192H55ZM94 191V192H93ZM183 191H185V190H183ZM189 191V190H188ZM187 191V192H188ZM200 191H201V196L199 197L198 195V193H200ZM205 191V192H204ZM115 192V191H114ZM181 192H182V190H181ZM236 192L237 193H239L240 192V190H239V192L236 190ZM250 192H251V194H250ZM118 193V192H117ZM191 193V192H190ZM206 195H205V194ZM224 193V194H223ZM235 193V192H234ZM155 194H157V193H155ZM203 194H204V196H207L206 198L205 197H203ZM230 194H232L230 197H229V195ZM251 195V199H250V195ZM252 194H254V197H253V201H255L256 200V197H257V199H258V196L261 198H259L260 200H257V202L255 203V202H251V200H252ZM154 195V194H153ZM158 195V194H157ZM236 195V196H235ZM246 195H249V196H247V198L249 197V199H247L246 198ZM215 196H213L212 198H215ZM221 196H225L226 197V199H225V201H224V197H221ZM239 196V198H240V196H241V198L240 199H238L237 197ZM243 196H245L244 198H243ZM8 197V196H7ZM229 197V198H228ZM263 197H264V193H263ZM5 198H6V196H5ZM238 200H237V199ZM247 200H246V199ZM7 199H9V197L7 198ZM241 199H245L246 201H239V200H241ZM10 200H11V198H10ZM205 200H203V201H205ZM211 200V199H210ZM213 200H215V199H213ZM237 200V201H236ZM261 200H262V203H261ZM9 201V200H8ZM220 201L222 202H224L223 204L222 203H220ZM228 201V202H229ZM240 202V203H239ZM243 203L241 204V205H243ZM251 205H250V204ZM255 203V204H254ZM222 204V205H221ZM263 204V205H262ZM143 205V204H142ZM230 203H229V205L227 206V207H230ZM233 206H235V204H232ZM231 205V206H232ZM16 206V205H15ZM18 206V205H17ZM139 206H141V205H139ZM138 206V207H139ZM20 207V206H19ZM261 207H260V209H261ZM15 208H18V207H15ZM140 208V207H139ZM142 208V207H141ZM20 209H24V208H19V210L17 209V212H20ZM263 210V209H262ZM23 211H25V210H23ZM21 212H22V210H21ZM24 213V212H23ZM26 213V212H25ZM251 249H253V250H251ZM249 251H247V253L246 254H243V255H240L234 262H233V264H264V238L260 241H257L256 243H255V245L251 248ZM219 254V255H218ZM222 256V251L221 250H217V251H215V252H211V253H209V254H207V256L204 258V260H203V262L201 263V264H216V262H217V259L218 258H220ZM243 257V258H242ZM236 262V263H235ZM232 264V263H231Z\"/></svg>",
    "mask_w": 264,
    "mask_h": 264
}]
</instances>
